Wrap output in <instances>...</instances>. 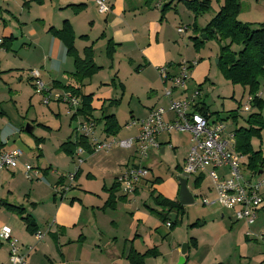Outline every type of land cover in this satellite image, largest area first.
<instances>
[{
  "label": "crops",
  "instance_id": "1",
  "mask_svg": "<svg viewBox=\"0 0 264 264\" xmlns=\"http://www.w3.org/2000/svg\"><path fill=\"white\" fill-rule=\"evenodd\" d=\"M104 1L110 8L106 14L98 12L94 0H41L39 4L32 0H0V91L15 92L9 101L16 111L7 114L6 108L0 105V153L22 152L17 168L0 171V202L23 208L33 220L36 233L28 232L20 217L4 207H0V228H10L11 236L23 251L30 248L25 264H130L129 250L145 254L153 248L156 256H147L144 264L151 260L157 264L156 260L162 258L166 250L163 246L166 238H170L164 255L168 257L167 264H177L178 259V264H186L189 251L196 260L203 244L213 252V262L206 261L202 255L199 259L202 264L258 263L259 257L248 242L261 243L254 235L264 233V202L250 226L236 221L233 213L226 217L221 211L213 210L221 207L213 203L214 194L204 173L190 176L195 190V183L199 184L202 200L211 202L203 205L209 209L202 210L194 222L187 223L190 230L182 236L177 235V229L170 233L171 228L166 226L168 217L163 224L165 232L158 241L159 220L148 208L157 212L161 208L155 207L149 195L140 200L141 189L157 184L154 193L157 191L158 196L168 201H177L179 185L172 177L164 182L158 176L153 180L148 178L153 169L161 168L163 157L171 151L175 155L181 153L180 162L174 156L173 170L177 171L178 178L182 177L190 146L188 133L160 135L157 138L159 149L149 151L144 157L138 156L135 145L128 149L113 147L99 153L78 148L72 157L62 151L61 145L76 140L78 123L87 121L80 116L72 118L62 103L43 106L41 97L33 91L28 74L31 69H37L40 80L54 92L73 93L65 89L70 87L82 95H92L88 123L93 126L96 142L135 137L139 127L126 125L146 118L155 107L167 108L170 101L189 97L188 93L198 90L196 85L203 83L201 64L196 63L195 57H189L190 49L182 40L188 27L177 22L176 6L171 8L175 11L169 10L160 20L161 3L154 0L149 5L144 0ZM78 5L83 9L74 14L72 8ZM237 20L251 26L264 24V0H240ZM64 22L72 29L73 47L78 56L82 59L84 50L91 49L93 62L100 68L79 83L71 76L74 63L62 40L50 32V29L59 31ZM178 28L185 31L178 33ZM108 41L114 46L111 58L106 55ZM183 62L194 63L185 86L174 88L170 98H166L163 92L171 82L162 83L159 68L166 67L169 79L177 75ZM22 91H26L24 95ZM140 91L146 94L143 103L138 97ZM196 104L195 100L194 106ZM108 116H113L119 126L115 136L104 132L101 120ZM163 119L171 122L174 115L167 111ZM24 122L30 133L22 127ZM31 160H35L34 166L40 169L39 178L34 181H28L23 170V164ZM170 164L166 165L167 169ZM129 166L145 167L149 174L138 181L133 195L124 196L116 179ZM71 172L76 176L69 184L66 175ZM205 183L207 185L203 186ZM66 187L69 188L64 191ZM111 197L114 209L106 207ZM189 205L183 206L185 212ZM207 215L211 216L210 222L205 220ZM217 222L224 225L228 233L221 248L214 235L207 241L199 231L207 223L216 225ZM239 231L241 234L237 237ZM37 233L42 235L41 240L36 238ZM145 239H149L151 246L144 244L139 249L138 240ZM0 264H10L8 245L1 240Z\"/></svg>",
  "mask_w": 264,
  "mask_h": 264
},
{
  "label": "built area",
  "instance_id": "2",
  "mask_svg": "<svg viewBox=\"0 0 264 264\" xmlns=\"http://www.w3.org/2000/svg\"><path fill=\"white\" fill-rule=\"evenodd\" d=\"M100 14L110 11L104 0H94ZM185 28H178V33H183ZM0 45L2 39L0 38ZM194 63L183 62L179 66L177 75L167 77L166 69L159 68L160 78L163 84L168 81L171 86L164 89V96L170 98L174 88H183L188 79V69ZM264 73V67H263ZM34 93L41 96V103L48 105L50 101L62 103L66 106L70 116H74L79 109L80 99L71 92L54 93L40 80L37 69L28 71ZM264 89V84L262 86ZM198 90L192 91L189 97L172 100L167 108L155 107L146 118L130 122L126 127L136 124L139 127L135 137L123 140L111 139L107 142H96L93 136V126L88 122H79L76 135L87 139L91 145L92 153L107 152L113 147L131 148L136 146L138 156L144 157L149 151H157L160 147L157 138L163 134L188 133L190 146L183 166V173L187 176L204 173L210 181L211 190L214 194L213 203L221 208L232 211L236 221L248 226L254 224L257 212L264 202V162L260 164L257 172L247 171L244 168L243 155L235 150V137L232 129H229L222 121H214L209 113L196 112L195 99L199 96ZM262 91L255 94L259 99ZM253 96L248 95L243 105L248 110ZM169 111L174 115V120L165 122L164 114ZM22 152L12 150L0 153V171L17 168ZM81 163V161H77ZM24 176L28 181L38 180L39 172L32 167L23 164ZM149 174L147 168L142 166H129L117 179L116 182L124 196L135 193L138 181ZM71 184L75 179V172L66 175ZM66 187L64 191H67ZM56 193H58L56 191ZM210 201L202 200V205H209ZM170 227V222L166 223ZM247 234L250 235L248 232ZM38 240L42 239L40 233L36 234ZM256 240L264 243V233L254 235ZM0 240L8 245V260L10 264H25L30 248L22 250L16 239L11 236V230L7 226L0 228Z\"/></svg>",
  "mask_w": 264,
  "mask_h": 264
},
{
  "label": "trees",
  "instance_id": "3",
  "mask_svg": "<svg viewBox=\"0 0 264 264\" xmlns=\"http://www.w3.org/2000/svg\"><path fill=\"white\" fill-rule=\"evenodd\" d=\"M36 3H41V0H32ZM153 0H144L146 5H149ZM161 3L160 20L163 19L165 13L174 7L177 3H182L188 12L194 17H199L208 12L210 8L211 0H154ZM219 1V0H217ZM222 5L217 14L209 21V23L203 29L206 39H215L219 46L218 63L217 66L221 71L223 78L232 85H240L248 90V95L255 96L259 91L260 84H264V24L251 26L249 24L240 23L237 17L240 12V0H221ZM74 14L79 13L82 9V5L73 6ZM50 32L54 36H58L66 49V53L72 58L74 63V72L71 76L79 83L82 80L91 77L100 68H98L93 62V53L91 49H85L83 52V58L81 59L76 50L73 47L74 34L70 25L64 22L62 28L59 31L50 29ZM193 39V38H192ZM194 46L196 47L199 42L193 39ZM222 42L227 44L221 45ZM232 46L240 47V50L235 53L231 51ZM113 44L108 41L106 47V55L111 58L113 53ZM192 68V67H191ZM190 69V67H189ZM66 90H70L80 99V107L76 114L72 118L82 117L87 122L90 118L92 95H82L77 90H73L70 87H65ZM264 91V89H263ZM72 93V94H73ZM261 98L254 99L251 102L253 108L260 107ZM196 112L209 113L208 108L204 104H196L194 106ZM228 118H231L233 123H236L237 114H229ZM260 113H252L244 121L247 126L236 128L233 130L235 137V150L247 159L244 168L247 171L257 172L260 164L264 162V149L260 148L254 150L251 145L252 139L261 141L260 132L263 129V123L261 121ZM214 121H223L221 119H212ZM103 122L104 132L107 136H115L119 130V126L113 116L104 117ZM76 140L71 143L67 141L61 145L62 151L66 155L72 157L75 151L79 148L88 153L92 152L91 145L87 139L82 136H75ZM76 176V174H75ZM199 184L195 183V187ZM115 188V187H114ZM150 198L153 204L157 208H161L160 212H157L151 208H148L150 212L160 216L163 223L167 222V218L171 215H175V219L170 223V228L176 224V218L179 213L183 216L185 211L177 201H168L162 197L155 195L154 192H150ZM146 206V205H145ZM0 207H4L6 210L16 213L25 228L30 233H36V226L29 215L25 214V210L21 207L11 206L0 202ZM106 207L114 209V199L111 197ZM194 242V241H192ZM147 256H156L155 248L148 250L145 254L136 253L133 250H129L127 254V260L130 264H144V259Z\"/></svg>",
  "mask_w": 264,
  "mask_h": 264
},
{
  "label": "rangeland",
  "instance_id": "4",
  "mask_svg": "<svg viewBox=\"0 0 264 264\" xmlns=\"http://www.w3.org/2000/svg\"><path fill=\"white\" fill-rule=\"evenodd\" d=\"M221 5H222L221 0L219 1L211 0L210 8L208 12L199 17H194L190 12L187 11V9L182 3H177L176 5H174V7L176 6L175 8H177V11L173 9H169V10L175 11L174 15L177 18L178 23L184 24L185 26L188 27V32L186 33V36L182 38V40L188 45L190 49L189 57H195L196 63H198V65L201 64V67L203 69L201 76H200V80L201 82L203 81V83H201L200 85H196V88H198L197 92L199 93V96L195 100L199 104H204L208 108L209 112L212 114L211 119L223 120L222 122L229 129H232V130L247 126V124L244 121L249 117V115L254 112L260 113V116H261L260 119L263 123V129L260 132L261 141L257 139H252L251 145H252V148L256 151L260 148V142H262L261 149H264V91L262 89L263 82L260 84V87H259V91H262V96H261L262 102L260 103V107L253 108L252 106H249L248 110H244L243 105L245 104L246 98L248 96V90L246 88H243L240 85H232L223 78L221 71L218 68L217 63H216L218 61V52H219L220 43H218L215 39L207 40L205 37V34L203 33V29L209 23V21L215 16V14L218 13ZM169 10L167 12H169ZM192 38L195 39L197 42H199V44L196 47L194 46V42ZM224 44H227V42L226 43L222 42L221 45H224ZM239 50H240V47H237V46L231 47L232 52L237 53ZM162 68H166V67H162ZM189 70L190 69H188V72ZM22 92L24 95L26 91H22ZM190 92L188 93L187 96H190L191 94ZM14 93H15L14 91H0V101H1L0 105H3L6 108L5 111L7 114L16 113V111L13 109V105H11V102L9 101V99L14 96ZM54 93H57V92H54ZM138 97H139V100L143 103L144 99L146 98V94L140 91L138 92ZM52 103H58V102L50 101L49 104H52ZM138 104H139V101H138ZM19 112L21 113L22 111L19 110ZM123 112L124 110L122 109L121 113ZM234 112L237 114L235 124L233 123L231 118H228V115L234 114ZM127 114L128 112H126L125 115ZM26 125L27 123L24 122L22 124V127H26ZM112 139L117 140L115 138H112ZM174 156L176 157V159H178L179 162L182 159L181 153H178L175 155V153L171 151L168 154V156L163 157V160H165L166 162L163 161L161 168L159 167L158 169H153L152 175H150L148 179L153 180V178L158 176L164 182L167 178L172 177L174 181L178 184V173L177 171L173 170V165L176 162V159ZM38 158L41 159V157H38ZM242 158H243V163L246 164L247 162L246 157L243 156ZM34 161L33 160L29 161V164L27 165L32 167L34 171L40 170L37 166H34ZM167 164H170V169H167V166H166ZM242 170L244 174L247 173V170L245 168H242ZM187 184H188L189 190L193 193V204L189 205V207L187 208L189 210L185 212L183 216L181 215V213L177 215L176 224L174 227L171 228V232H170L172 233L174 230L177 229V235H180V236H182L185 231L190 230V227L189 225H187V223L194 222L195 218H198L199 215L202 213V210L209 209L208 207L202 205V197H200L201 193L198 190L199 187H196L197 190H195L192 187V177L191 176L187 178ZM156 185L157 184H151V185L149 184L147 188L141 189L140 200H144L146 195H149L150 197V192H154V188H156ZM205 185H207V183H205L203 186ZM156 193L157 191H155L154 194ZM138 202H139V198H138ZM213 210L221 211L226 217L228 215H231L232 213L231 211H227L225 209L223 210V208H219L218 206L214 207ZM156 216L153 215L154 218L159 220V225H158L159 231L157 234V239L158 241H161L162 232L163 233L165 232L163 229L164 223L160 216H157V217ZM210 218L211 216L207 215L205 217V220H207V222H210ZM224 227H225L224 225L218 222L216 225L207 223L206 226L202 229L200 228L199 231H201L204 237V240H207V241L210 240V236L214 235V237L217 238L218 242L220 243V248H221L224 246L223 244L225 243L226 236L228 234L223 229ZM238 228L239 227H237L235 230H237ZM236 234L238 237L241 233L239 231ZM139 240L141 241L142 238ZM139 240H138L139 249L142 248L144 244L145 246H149V247L151 246L149 243V239L148 240L145 239L143 242H140ZM164 241L165 242L163 243V246L166 249L164 251V255H165V252L168 251L167 245L170 242V238H166ZM248 243L253 245V251L259 257L258 263H255V264L262 263L264 261V243L262 242L258 243L257 241H254V240H250ZM183 245L184 244H182L181 247ZM207 250H208V246L203 244V246H201L198 250V253H197L198 256L196 260H193V258L191 257L193 252L189 251L188 255L186 256L188 257V262L186 264H200V262L202 264V261L199 260L200 258H202V255L203 256L205 255L204 259H206V261L213 262L212 261L213 259L211 256L213 252H210L209 250L207 252ZM164 255L162 258H159L158 260H156L157 264H167L168 257H165ZM180 259H181V256H180ZM178 262H179V259H178ZM147 264H155V263L153 260H151L150 262H147ZM207 264H211V263H207ZM212 264H217V263H212Z\"/></svg>",
  "mask_w": 264,
  "mask_h": 264
},
{
  "label": "water",
  "instance_id": "5",
  "mask_svg": "<svg viewBox=\"0 0 264 264\" xmlns=\"http://www.w3.org/2000/svg\"><path fill=\"white\" fill-rule=\"evenodd\" d=\"M216 63H218V61ZM25 131L28 133L31 132L29 130L28 125H26ZM186 178H187V175L185 173L182 174V177L178 178L179 188H178L177 201L181 206H187V205L193 203V196L186 187V180H185ZM174 219H175V215L171 214L169 216V221L173 222ZM184 253H185V251H182V254H184Z\"/></svg>",
  "mask_w": 264,
  "mask_h": 264
},
{
  "label": "bare ground",
  "instance_id": "6",
  "mask_svg": "<svg viewBox=\"0 0 264 264\" xmlns=\"http://www.w3.org/2000/svg\"><path fill=\"white\" fill-rule=\"evenodd\" d=\"M191 68V67H190ZM181 134V133H180ZM185 161V160H184ZM202 175V174H201ZM136 191V190H135ZM170 222V221H169Z\"/></svg>",
  "mask_w": 264,
  "mask_h": 264
}]
</instances>
